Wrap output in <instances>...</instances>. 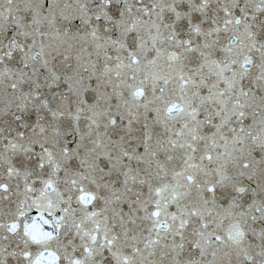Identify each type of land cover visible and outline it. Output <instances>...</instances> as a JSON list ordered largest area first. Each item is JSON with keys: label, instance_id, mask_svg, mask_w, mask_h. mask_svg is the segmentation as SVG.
I'll list each match as a JSON object with an SVG mask.
<instances>
[{"label": "snow or ice", "instance_id": "obj_1", "mask_svg": "<svg viewBox=\"0 0 264 264\" xmlns=\"http://www.w3.org/2000/svg\"><path fill=\"white\" fill-rule=\"evenodd\" d=\"M0 264H264V0H0Z\"/></svg>", "mask_w": 264, "mask_h": 264}]
</instances>
